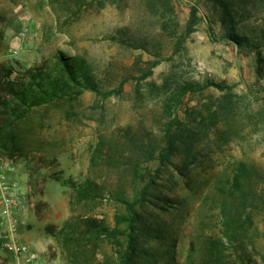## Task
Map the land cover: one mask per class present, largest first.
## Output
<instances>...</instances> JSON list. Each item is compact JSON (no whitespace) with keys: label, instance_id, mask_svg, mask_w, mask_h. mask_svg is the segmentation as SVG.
<instances>
[{"label":"rangeland","instance_id":"374dc122","mask_svg":"<svg viewBox=\"0 0 264 264\" xmlns=\"http://www.w3.org/2000/svg\"><path fill=\"white\" fill-rule=\"evenodd\" d=\"M194 1L174 0L173 17L180 26L170 36L161 29L169 14L165 17L161 5L152 8L146 0H105L104 7L95 1L81 9L71 0H0V63L42 66L61 51L84 57L105 89L117 88L129 76L119 95L103 98L85 91L33 109L20 122L23 150L13 159L24 170L21 183L29 187L20 233L41 253L40 264H121L120 254L128 241L123 233L126 222L120 225L122 233L91 240L82 239L87 235L82 222L97 218L109 228H118V215L127 213L118 196L138 197L147 182L141 176L149 169L156 183L139 211L153 231L143 228L137 233L133 264H206L208 246L220 240L224 253L212 264H264V124L259 132L243 125L240 135H228L230 139L218 130L203 136L197 145L199 159L191 165L188 178L175 166L158 174L159 163L141 149L147 141L161 138L167 92L158 86L174 77L233 83L236 94L253 100L249 111L264 109V100L251 96L264 83L255 53L213 40L204 19L184 36ZM113 36H148L151 43L148 49L131 47ZM157 59L160 63L153 74L143 78L142 70ZM219 96L215 87L188 96L179 108L181 118L196 107L205 109ZM181 154L185 152L173 157L175 164L182 162ZM239 160L262 173L255 184L262 195L260 209L254 211L246 230L229 241L220 206L227 178ZM68 180L91 182L95 195L82 198ZM68 221L88 245H67L59 237Z\"/></svg>","mask_w":264,"mask_h":264},{"label":"trees","instance_id":"16d2710c","mask_svg":"<svg viewBox=\"0 0 264 264\" xmlns=\"http://www.w3.org/2000/svg\"><path fill=\"white\" fill-rule=\"evenodd\" d=\"M81 9L85 4L99 2V7L105 6V0H71ZM150 7L162 6L166 19L162 22L163 32L174 36L179 29V22L175 21L174 0H146ZM202 13V16L200 15ZM208 22V32L213 40H225L234 45L238 51L253 52L258 58V74L264 79V0H196L190 8L189 20L185 27L184 36L190 35L196 30V26L202 20ZM124 30V28H121ZM161 34V33H160ZM163 34V33H162ZM115 41L131 47H144L148 49L151 39L131 36H113ZM160 63V59L142 70L143 78L153 74V69ZM129 76L123 77L117 88L105 89L102 87L98 74L94 67L82 56L69 55L58 52L56 58L42 66L22 67L12 63H0V156L14 158L22 155L20 122L33 110L45 104L56 103L60 100L76 97L85 91H92L96 95L108 98L114 94H121ZM153 85L152 83H150ZM167 92L164 103V118L160 127L161 138L159 141H147L142 146L144 156L149 160L159 163L158 174L164 173L165 167L175 166L176 171L188 178L189 169L199 159L197 145L203 136L211 132L220 133L221 137L230 139L228 135L239 136L242 126L251 127L253 132H259L264 124V109L249 111L250 101L244 100L247 95L236 94L235 85L228 82H217L206 78L203 81L194 79H181L174 77L158 86ZM211 87L221 91V96L205 104L206 108H195V112H188L186 119H182L179 108L185 99ZM257 94L252 93L255 99L264 100V83L259 84ZM238 97L239 99H236ZM253 101V100H252ZM167 115V116H166ZM179 152L181 163L175 164L172 159ZM139 174H137L138 176ZM146 185L138 197H131L127 193L118 196L125 208L126 214L118 215V228H109L103 220L88 218L82 225L86 227L85 239H101L114 237L115 232H123L120 225L126 222L124 234L128 241L120 254L121 264H133L137 255L138 234L143 228L151 231L144 215L139 211V206L144 207L147 195L156 183V178L149 169L146 175H142ZM262 173L248 161L239 160L235 163L231 175L227 178V184L223 190L221 210L225 221V236L229 241L236 239L239 231H245L246 225L251 222L252 214L260 209L261 192L255 184L261 179ZM73 184L79 196L90 198L95 195L91 182ZM69 221L65 227L59 230V237L65 239V243L76 242L80 246L88 245L87 240L82 241L75 226H70ZM49 232L51 226L47 227ZM153 231V230H152ZM153 233V232H152ZM223 240L212 241L208 246V260L206 264H212L221 259L224 250ZM192 253H190V256Z\"/></svg>","mask_w":264,"mask_h":264},{"label":"built area","instance_id":"2783aa9c","mask_svg":"<svg viewBox=\"0 0 264 264\" xmlns=\"http://www.w3.org/2000/svg\"><path fill=\"white\" fill-rule=\"evenodd\" d=\"M18 55L19 50H14ZM21 164L0 156V264H40L41 253L22 239L20 224L27 211L29 187L20 181Z\"/></svg>","mask_w":264,"mask_h":264}]
</instances>
